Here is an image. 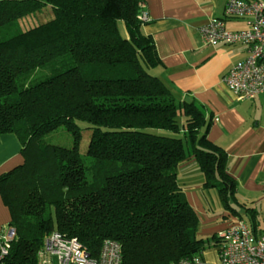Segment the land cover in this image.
I'll return each instance as SVG.
<instances>
[{
    "label": "trees",
    "instance_id": "16d2710c",
    "mask_svg": "<svg viewBox=\"0 0 264 264\" xmlns=\"http://www.w3.org/2000/svg\"><path fill=\"white\" fill-rule=\"evenodd\" d=\"M143 3L0 0V136L14 133L24 158L0 175L15 229L5 264H37L52 231L77 238L95 258L106 239L116 240L123 264H180L218 246L219 233L199 237L200 218L178 183L180 163L191 158L204 188L263 232L254 208L243 214L229 204L237 183L201 107L152 73L162 61L139 19ZM45 8L50 18L23 27ZM80 120L93 127L89 167ZM61 125L74 132L73 146L42 141Z\"/></svg>",
    "mask_w": 264,
    "mask_h": 264
},
{
    "label": "crops",
    "instance_id": "0c3cea01",
    "mask_svg": "<svg viewBox=\"0 0 264 264\" xmlns=\"http://www.w3.org/2000/svg\"><path fill=\"white\" fill-rule=\"evenodd\" d=\"M226 1L144 0L148 19L143 30L153 38L162 61L153 70L154 74L181 100L196 101L210 120L208 137L226 151L228 173L237 183L235 207L254 208L258 217L263 215L264 222V94L240 100L223 80L230 68L246 57L244 45L207 46L200 34V27L213 17L224 19L230 30L246 27L245 20L225 15ZM21 149L14 133L0 136V175L23 163ZM194 161L197 163L194 158L185 160L178 168V183L179 172L184 174L185 186L179 185L186 199L195 192V187L204 183L192 184L198 175ZM193 195L198 201L197 195ZM237 219L234 214V218L216 233ZM10 221V209L0 194V231L7 228ZM213 250V259H209L205 251L209 261L216 259V249Z\"/></svg>",
    "mask_w": 264,
    "mask_h": 264
},
{
    "label": "built area",
    "instance_id": "2783aa9c",
    "mask_svg": "<svg viewBox=\"0 0 264 264\" xmlns=\"http://www.w3.org/2000/svg\"><path fill=\"white\" fill-rule=\"evenodd\" d=\"M225 15L245 20L246 27L230 30L224 19L213 17L200 27L201 39L207 46L246 47V57L237 61L223 80L238 99H253L264 94V2L227 0ZM139 19L147 21L146 10ZM218 235L221 241L216 246L214 261L207 260L203 251L181 259L180 264H264V230L257 236L250 224L239 218ZM14 236L15 229L11 226L0 231V264H5ZM37 264H123L122 246L116 240L106 239L99 257L95 258L77 238L52 231L44 237Z\"/></svg>",
    "mask_w": 264,
    "mask_h": 264
},
{
    "label": "rangeland",
    "instance_id": "374dc122",
    "mask_svg": "<svg viewBox=\"0 0 264 264\" xmlns=\"http://www.w3.org/2000/svg\"><path fill=\"white\" fill-rule=\"evenodd\" d=\"M45 12H42L39 14V16H29L22 20V24L24 28L35 26L39 22H42L52 16L51 8H45ZM48 12V14H47ZM43 72H49V70H40L39 73ZM152 73L154 74V71L152 70ZM79 125L80 130V143H79V149L82 156V160L86 166H90L93 163V158H91L88 154V147L89 142L91 139L93 127L90 123L86 121H77ZM164 133L175 135L174 133L168 132V131H162ZM75 140V134L72 130L68 128L67 125H61L56 130L47 133L42 137V141L48 144L53 145H59V146H65V147H71L74 145ZM195 163V161H194ZM197 164V165H196ZM194 168L197 169L196 173L197 176L194 177L193 183H200L205 180L203 172L200 170V167L198 163L194 164ZM180 169V167H179ZM194 175V174H193ZM184 174L182 171L179 172V183L182 187L185 186V180H184ZM192 176V175H191ZM89 177H92V171L89 172ZM203 186V185H202ZM195 187V192H191L190 196L187 197L189 199L188 202L191 204V206L195 209V211L198 213V217L200 218V226H199V237L204 239L211 238L219 228H221L223 225L227 224V222H230L234 218L233 210L228 208L225 205L224 198H222L221 194L216 188L208 187ZM193 193H195L198 197H194ZM188 195V194H187ZM229 204L236 208L237 203L235 202L234 198H230ZM236 204V207H235ZM237 210L241 211L244 214V208L239 206V208H236ZM248 219L247 217H245ZM259 219L263 221V215L259 216ZM216 249L215 246H213V243H211L207 249L205 250L206 256L209 259L214 258L213 249ZM204 251V257L205 256ZM206 258V259H208Z\"/></svg>",
    "mask_w": 264,
    "mask_h": 264
}]
</instances>
